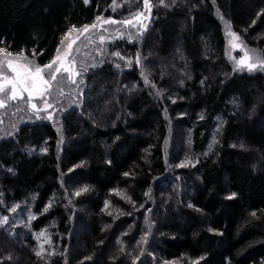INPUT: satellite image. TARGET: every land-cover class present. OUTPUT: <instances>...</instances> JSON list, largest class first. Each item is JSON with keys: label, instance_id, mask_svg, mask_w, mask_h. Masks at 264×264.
Segmentation results:
<instances>
[{"label": "trees", "instance_id": "16d2710c", "mask_svg": "<svg viewBox=\"0 0 264 264\" xmlns=\"http://www.w3.org/2000/svg\"><path fill=\"white\" fill-rule=\"evenodd\" d=\"M111 1L0 0V60L50 64ZM148 2L137 41L47 89L52 119L1 95L0 210L31 204L51 251L0 236V264H264V70L226 55L230 28L264 57V0Z\"/></svg>", "mask_w": 264, "mask_h": 264}, {"label": "rangeland", "instance_id": "374dc122", "mask_svg": "<svg viewBox=\"0 0 264 264\" xmlns=\"http://www.w3.org/2000/svg\"><path fill=\"white\" fill-rule=\"evenodd\" d=\"M152 7L149 2L144 3V0H112L108 6L109 16L100 17L94 24L71 30L62 40V43L57 51L53 60H56L55 64H52L51 68H44V66H38L35 62L27 59L23 60H5L0 61V83H4V78L9 80L18 79L17 73L22 76L28 77L29 73H34L35 68L40 67L43 69L42 76L48 80L49 94L52 90L55 93L61 92L58 87L59 83H65L68 81L70 85H74L75 81H78L80 75L77 68L86 64L91 60L89 52L94 48L98 51L106 49L107 45L115 40H129V37H133L135 33L139 35L136 38L138 40L141 33L140 29L146 30L149 24L148 19ZM149 13V14H148ZM227 36V50L226 55L228 60L237 68L248 69V64H255L256 67L251 70H264V57L255 49L246 46L240 39L239 35L230 28H226ZM103 37V41L101 40ZM71 44V48L68 45ZM247 54V60L244 65L238 63L239 60L244 59ZM52 60V61H53ZM81 63V64H77ZM9 64L11 67H9ZM60 68V72H56V69ZM15 69V71H14ZM67 69V71H66ZM56 78L53 80L52 75ZM52 81V82H51ZM29 82L30 78H29ZM39 85V81L36 82ZM22 86L17 88V97L26 94L29 98L27 91L21 90ZM12 98L11 84H7L5 91L0 92L1 95L5 94ZM46 91L43 86L39 87V91H33L32 100L28 105H24L27 113L32 116H45L52 119L53 112L51 104L46 100L40 98L41 94L45 95ZM33 98H40L33 100ZM1 100V99H0ZM47 101L45 103L44 101ZM4 102V101H3ZM27 102V101H25ZM24 102V104H25ZM35 104L36 108L32 105ZM6 102H4V108ZM65 204L70 205V199H65ZM31 204L19 203L4 210H0V236H6L12 239L9 243V247L17 245L18 239L21 237V233L31 234L34 240V250L39 255H44L51 251V238L47 229L40 230L38 232L30 231V222L32 219ZM11 252L18 255L17 260L10 262V264H19L20 255L18 254V248ZM17 253V254H16Z\"/></svg>", "mask_w": 264, "mask_h": 264}, {"label": "snow or ice", "instance_id": "6c2138e0", "mask_svg": "<svg viewBox=\"0 0 264 264\" xmlns=\"http://www.w3.org/2000/svg\"><path fill=\"white\" fill-rule=\"evenodd\" d=\"M144 3L147 4L148 0H144ZM101 40L103 41V37H101ZM69 48H71V44L68 45ZM119 55V54H117ZM121 59H123V57H121ZM247 60V54L245 55L244 59H241L238 61V63L240 65H244L246 63ZM56 60H53L50 64L48 65H44V68H51L52 64H55ZM249 67V70H251L252 68H255L256 65L255 64H248L247 65ZM9 67H11V65L9 64ZM119 67V66H118ZM15 71V69H14ZM67 71V69H66ZM42 72L43 69H41L40 67L35 68L34 73H29L28 77L22 76L20 73H17V77H19L18 79H12L9 80L7 77L4 78L5 82L4 83H0V92H4L6 85L7 84H11L12 87V99H16L17 96V88L22 86L21 90L22 91H27L29 94V102L32 100V94L33 91H39V87L43 86L44 90L47 91L48 88V80L44 79V77L42 76ZM56 72H60V68L56 69ZM29 78L31 83L29 82ZM52 79H55V74L52 75ZM39 81V85L36 84V82ZM40 98L42 100H44V96L43 94H41ZM45 103H47V101H44ZM4 104L3 100H0V107H2ZM33 108H36V105L33 104L32 105ZM183 166V165H181ZM83 191H87V189H83ZM80 193L77 192L76 195H79ZM235 196V193H233L231 196L228 197V199H232ZM107 205V202H106ZM254 215V213H253ZM39 255V253H37Z\"/></svg>", "mask_w": 264, "mask_h": 264}, {"label": "crops", "instance_id": "0c3cea01", "mask_svg": "<svg viewBox=\"0 0 264 264\" xmlns=\"http://www.w3.org/2000/svg\"><path fill=\"white\" fill-rule=\"evenodd\" d=\"M0 61H3V60H0Z\"/></svg>", "mask_w": 264, "mask_h": 264}]
</instances>
